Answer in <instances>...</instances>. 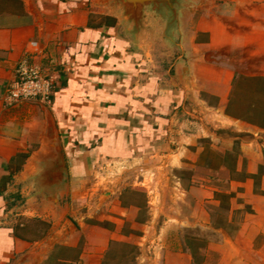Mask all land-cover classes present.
<instances>
[{
    "label": "crops",
    "instance_id": "obj_1",
    "mask_svg": "<svg viewBox=\"0 0 264 264\" xmlns=\"http://www.w3.org/2000/svg\"><path fill=\"white\" fill-rule=\"evenodd\" d=\"M171 1L172 23L167 0L141 22L119 0H0V264H107L112 243L139 264H264V0ZM23 61L51 92L9 104ZM50 120L68 167L56 202L36 187ZM116 159L175 178L166 223L213 233L196 257L186 239L201 236L169 248L120 195L83 203V176Z\"/></svg>",
    "mask_w": 264,
    "mask_h": 264
},
{
    "label": "rangeland",
    "instance_id": "obj_2",
    "mask_svg": "<svg viewBox=\"0 0 264 264\" xmlns=\"http://www.w3.org/2000/svg\"><path fill=\"white\" fill-rule=\"evenodd\" d=\"M152 164L146 161L124 159L95 164L94 169L89 174L83 176L84 180L79 184L83 203L86 204L89 201L91 211L102 210L105 202H101L102 205L98 204V201L101 200L100 193L112 192L115 198L120 195L122 205L132 204L139 206L138 218L143 223L150 225L148 229L152 236L156 231L164 228L165 245L169 248L185 249V236L189 237L190 235L201 236L197 237V247L199 249L203 248L202 245L205 238H209L213 234L211 231L200 227H196L199 229L190 230L187 226L179 229L176 225H168L166 223L168 218L170 219V217L177 213L176 208L180 201L178 197L179 192L175 189V178L170 174L166 175L164 172L161 174L155 173L151 170ZM183 175L186 179L189 177L187 173ZM88 210V206L84 205L82 211L85 216V222H97L96 219L86 217ZM32 224H36L34 227L38 231L37 234L46 227V225L40 222ZM130 227V222L125 223L123 231L125 233L129 232ZM154 246L156 244L151 239H144L142 253L154 258ZM140 253L138 248L134 247L132 249L130 245L112 243L107 255V264H139ZM144 257L146 258V256ZM146 261L144 259V262ZM214 261L215 256L211 255V260L208 264Z\"/></svg>",
    "mask_w": 264,
    "mask_h": 264
},
{
    "label": "water",
    "instance_id": "obj_3",
    "mask_svg": "<svg viewBox=\"0 0 264 264\" xmlns=\"http://www.w3.org/2000/svg\"><path fill=\"white\" fill-rule=\"evenodd\" d=\"M119 1L122 2L126 15L128 17L133 15L136 16L138 22L144 19L146 9L149 8L153 10V12H158L156 6L157 0ZM165 4L167 12L169 13V18L167 17V20L172 23L176 18H179L181 7H178V5H180V3L177 2L175 4L171 0H167ZM48 137L50 141V151L42 162V168L37 176L40 182H37L36 187L38 189L37 193L43 198L56 202L58 201V191L62 188H65L64 191L66 190L68 184V167L57 130L51 120L48 126ZM106 194L107 193L103 194L102 198L106 197ZM72 225H74V223H72Z\"/></svg>",
    "mask_w": 264,
    "mask_h": 264
},
{
    "label": "built area",
    "instance_id": "obj_4",
    "mask_svg": "<svg viewBox=\"0 0 264 264\" xmlns=\"http://www.w3.org/2000/svg\"><path fill=\"white\" fill-rule=\"evenodd\" d=\"M18 75L16 85L7 94L9 104H15L23 99L47 97L51 92V83L38 65L23 61L18 67Z\"/></svg>",
    "mask_w": 264,
    "mask_h": 264
},
{
    "label": "trees",
    "instance_id": "obj_5",
    "mask_svg": "<svg viewBox=\"0 0 264 264\" xmlns=\"http://www.w3.org/2000/svg\"><path fill=\"white\" fill-rule=\"evenodd\" d=\"M186 244L187 246L190 248L192 254L194 257H196V253L199 250V247H197V240L194 238H187L186 239ZM205 244H203L202 246H204Z\"/></svg>",
    "mask_w": 264,
    "mask_h": 264
}]
</instances>
